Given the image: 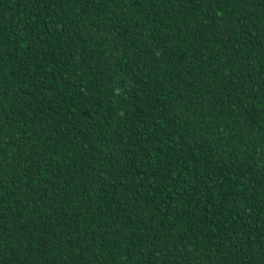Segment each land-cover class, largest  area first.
I'll return each instance as SVG.
<instances>
[{"label": "trees", "instance_id": "obj_1", "mask_svg": "<svg viewBox=\"0 0 264 264\" xmlns=\"http://www.w3.org/2000/svg\"><path fill=\"white\" fill-rule=\"evenodd\" d=\"M0 264H264V0H0Z\"/></svg>", "mask_w": 264, "mask_h": 264}]
</instances>
